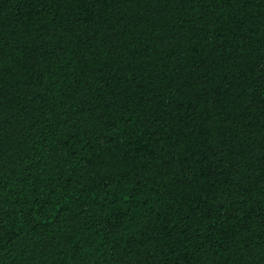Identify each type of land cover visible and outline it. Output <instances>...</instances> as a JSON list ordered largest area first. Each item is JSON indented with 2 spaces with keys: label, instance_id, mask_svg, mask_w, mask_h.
<instances>
[{
  "label": "trees",
  "instance_id": "obj_1",
  "mask_svg": "<svg viewBox=\"0 0 264 264\" xmlns=\"http://www.w3.org/2000/svg\"><path fill=\"white\" fill-rule=\"evenodd\" d=\"M0 264H264V0H0Z\"/></svg>",
  "mask_w": 264,
  "mask_h": 264
}]
</instances>
